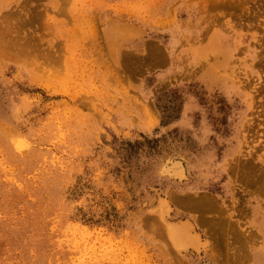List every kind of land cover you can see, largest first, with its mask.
<instances>
[{"label": "rangeland", "instance_id": "rangeland-1", "mask_svg": "<svg viewBox=\"0 0 264 264\" xmlns=\"http://www.w3.org/2000/svg\"><path fill=\"white\" fill-rule=\"evenodd\" d=\"M0 264H264V0H0Z\"/></svg>", "mask_w": 264, "mask_h": 264}, {"label": "bare ground", "instance_id": "bare-ground-1", "mask_svg": "<svg viewBox=\"0 0 264 264\" xmlns=\"http://www.w3.org/2000/svg\"><path fill=\"white\" fill-rule=\"evenodd\" d=\"M129 24V25H128ZM123 28H121L122 30H124L125 32H126V34L125 35H127V33L128 34H140V33H142L143 31H139L141 28L140 27H137V26H135V25H133V24H130V23H127V26L125 25V27L124 26H122ZM142 30V29H141ZM119 32H121V31H119ZM123 32V31H122ZM124 35V36H125ZM135 36V35H134ZM133 38V37H132ZM178 163V162H177ZM175 164V163H174ZM179 164V163H178ZM177 164V165H178ZM176 165V164H175ZM181 165V164H180ZM171 167V166H170ZM177 168V167H176ZM182 170H184V169H182ZM184 172V171H183ZM182 172V173H183ZM169 173V172H168ZM175 173V172H174ZM172 174V173H171ZM178 174V173H177ZM170 175V174H169ZM185 175V174H184ZM161 200V199H160ZM164 201H166V200H164ZM161 203L163 202V201H160ZM160 203V205H162ZM165 203V202H164ZM159 205V204H158ZM164 205V204H163ZM165 206H166V203H165ZM165 206L163 207V210H164V208H165ZM170 208V207H169ZM169 208H167L166 207V209H169ZM165 209V210H166ZM171 209V208H170ZM153 211V210H152ZM168 211V210H167ZM170 211V210H169ZM168 211V212H169ZM163 212V211H162ZM160 213H161V211H160ZM167 213V212H166ZM164 216V215H163ZM161 217H162V215H161ZM164 218V217H163ZM164 220V219H163ZM197 220V219H196ZM178 222V221H177ZM164 223V222H163ZM191 223V222H190ZM188 221L186 222H182V223H180V224H176V223H172L170 226H169V233H170V236H172L173 238H174V240H176L175 241V243L177 242V243H180L181 245H194V246H197V245H201L200 244V238H199V236L198 235H196L194 232H193V230H192V228L193 227H191V224H190ZM169 224V223H168ZM168 228V227H167ZM194 229V228H193ZM196 232V231H195ZM169 237V236H168ZM168 240L170 241V239L168 238ZM172 241V240H171ZM173 242V241H172ZM207 243V242H206ZM205 243V244H206ZM209 244V243H208ZM203 245V244H202ZM176 246V245H175ZM188 246H187V249H188ZM199 246H198V248H199ZM203 247V246H202ZM176 248V247H175ZM176 249H178V248H176ZM180 249V248H179ZM178 249V250H179ZM186 249V248H185ZM197 249V248H196ZM177 250V251H178ZM181 254V253H180Z\"/></svg>", "mask_w": 264, "mask_h": 264}]
</instances>
